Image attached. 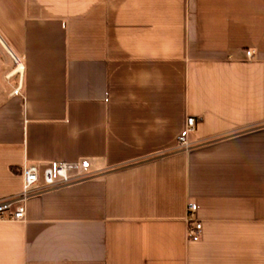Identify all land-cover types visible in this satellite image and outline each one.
<instances>
[{"label": "crops", "instance_id": "obj_1", "mask_svg": "<svg viewBox=\"0 0 264 264\" xmlns=\"http://www.w3.org/2000/svg\"><path fill=\"white\" fill-rule=\"evenodd\" d=\"M83 161L0 264H264V0H0V200Z\"/></svg>", "mask_w": 264, "mask_h": 264}, {"label": "built area", "instance_id": "obj_2", "mask_svg": "<svg viewBox=\"0 0 264 264\" xmlns=\"http://www.w3.org/2000/svg\"><path fill=\"white\" fill-rule=\"evenodd\" d=\"M253 52H247V58L253 57ZM18 65V61L14 59ZM21 83L14 89L13 94H21ZM197 119L188 117L185 125V134L180 138L179 148L189 151L192 144L189 141V135L194 133L197 126ZM90 163L83 162H65L57 163L43 169L37 163L28 164L23 170V190L14 197L0 200V222H18L23 223L27 219L28 201L42 194L43 192L63 188L90 178L88 170ZM198 207L196 204L187 206V221L190 224V235L195 239L200 238L202 233V224L197 218Z\"/></svg>", "mask_w": 264, "mask_h": 264}]
</instances>
